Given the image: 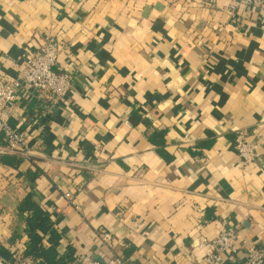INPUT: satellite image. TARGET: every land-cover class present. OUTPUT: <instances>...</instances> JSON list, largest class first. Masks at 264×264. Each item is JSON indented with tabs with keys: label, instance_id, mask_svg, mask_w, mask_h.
<instances>
[{
	"label": "crops",
	"instance_id": "crops-1",
	"mask_svg": "<svg viewBox=\"0 0 264 264\" xmlns=\"http://www.w3.org/2000/svg\"><path fill=\"white\" fill-rule=\"evenodd\" d=\"M231 3L0 0V77L47 33L60 47L54 70L73 73L49 109L19 92L9 120L31 159L0 153V246L23 254L29 194L71 264L78 253L204 264L228 226L238 239L220 264L264 246V5ZM240 131L258 152L247 166L233 148Z\"/></svg>",
	"mask_w": 264,
	"mask_h": 264
},
{
	"label": "built area",
	"instance_id": "built-area-1",
	"mask_svg": "<svg viewBox=\"0 0 264 264\" xmlns=\"http://www.w3.org/2000/svg\"><path fill=\"white\" fill-rule=\"evenodd\" d=\"M231 2V9L236 7L251 9L264 5V0H231ZM59 51L60 47L55 37L50 33L44 34L41 44L27 52L16 75L9 78L0 77V134L3 140L0 153L13 154L24 161L31 159L27 134L9 120L19 92L36 97L48 109L49 103L53 107L52 105L62 104L67 100L72 88L73 73L54 70ZM246 137L247 133L240 131L233 144L235 154L242 166L254 163L258 157L254 142L247 140ZM64 197L71 205L75 204L71 192H64ZM100 238L107 244L110 232L102 231ZM237 239L238 233L235 227L224 228L209 242V251L203 257V263L220 264L225 254L232 253ZM235 260L237 264H264V246L250 247L245 250L243 258ZM112 261L113 264L121 263L117 257ZM3 264H42V260L14 252ZM75 264L101 263L89 254L78 253Z\"/></svg>",
	"mask_w": 264,
	"mask_h": 264
},
{
	"label": "trees",
	"instance_id": "trees-1",
	"mask_svg": "<svg viewBox=\"0 0 264 264\" xmlns=\"http://www.w3.org/2000/svg\"><path fill=\"white\" fill-rule=\"evenodd\" d=\"M5 159L3 157L4 161ZM20 209H26L31 212L26 218L28 241L23 254L40 258L42 264H71L73 258L70 253L61 255L52 244L59 236L52 228L53 221L48 212L41 206H34L30 194L25 197ZM48 233L50 235L46 237ZM44 242H47L48 245L45 246ZM10 256L11 253L0 246V258L9 259Z\"/></svg>",
	"mask_w": 264,
	"mask_h": 264
},
{
	"label": "water",
	"instance_id": "water-1",
	"mask_svg": "<svg viewBox=\"0 0 264 264\" xmlns=\"http://www.w3.org/2000/svg\"><path fill=\"white\" fill-rule=\"evenodd\" d=\"M96 260L101 263V264H105L104 261L100 258V257H96Z\"/></svg>",
	"mask_w": 264,
	"mask_h": 264
}]
</instances>
